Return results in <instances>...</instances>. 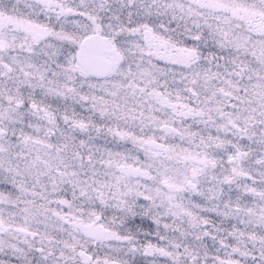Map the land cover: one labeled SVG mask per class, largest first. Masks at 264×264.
<instances>
[{"label":"snow or ice","instance_id":"6c2138e0","mask_svg":"<svg viewBox=\"0 0 264 264\" xmlns=\"http://www.w3.org/2000/svg\"><path fill=\"white\" fill-rule=\"evenodd\" d=\"M0 264H264V0H0Z\"/></svg>","mask_w":264,"mask_h":264}]
</instances>
